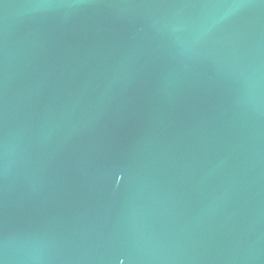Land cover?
I'll use <instances>...</instances> for the list:
<instances>
[{
    "label": "water",
    "instance_id": "water-1",
    "mask_svg": "<svg viewBox=\"0 0 264 264\" xmlns=\"http://www.w3.org/2000/svg\"><path fill=\"white\" fill-rule=\"evenodd\" d=\"M0 264H264V0H0Z\"/></svg>",
    "mask_w": 264,
    "mask_h": 264
}]
</instances>
